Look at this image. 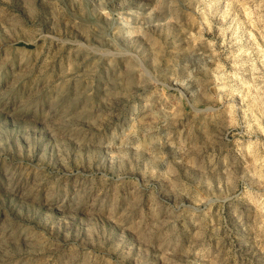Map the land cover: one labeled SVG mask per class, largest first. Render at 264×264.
<instances>
[{
  "label": "rangeland",
  "instance_id": "374dc122",
  "mask_svg": "<svg viewBox=\"0 0 264 264\" xmlns=\"http://www.w3.org/2000/svg\"><path fill=\"white\" fill-rule=\"evenodd\" d=\"M0 264H264V0H0Z\"/></svg>",
  "mask_w": 264,
  "mask_h": 264
}]
</instances>
